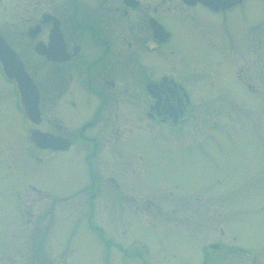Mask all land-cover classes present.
I'll return each instance as SVG.
<instances>
[{"label":"flooded vegetation","instance_id":"1","mask_svg":"<svg viewBox=\"0 0 264 264\" xmlns=\"http://www.w3.org/2000/svg\"><path fill=\"white\" fill-rule=\"evenodd\" d=\"M25 1L28 6L48 4L51 8L26 15H4L0 20V35L7 44L0 49L10 48L14 54L6 55L11 59L9 63L0 60V133L5 136L0 140V182L8 185L0 189V197L12 204L17 217L11 223L19 229L39 230L43 222L39 206L46 195L55 199L47 211L51 213H57L55 206L61 200H79L83 205L80 211L86 212L103 210L109 201H114L120 204L119 211L151 215L160 212L175 217L181 225L187 224L190 211L177 206L166 211L151 196L144 195L145 190L155 186L149 172L151 162L140 151L132 158L127 156L125 147L136 138L153 145L157 132L186 133L193 102L199 97L195 91H203L207 83L211 91L217 83L230 88V83L217 81L215 64L221 67L224 51L235 59L236 48H241L243 42L251 43V17L243 9L252 3L264 5V0ZM5 3L0 0V5ZM195 11L223 17L225 25L230 24L229 44L220 45V30L216 33L213 29V40L203 38L205 51L215 54L213 64L203 61L187 72L186 61L178 60L177 51L166 50L174 35L167 17L193 22L195 15L189 14ZM236 11L244 18L241 28L235 22ZM173 57L178 67L175 75L169 73L173 63L168 60ZM242 59V66L237 68L239 81L236 80L241 86L238 91L241 95L245 90L254 93L252 79L243 74L249 66L246 58ZM196 65L200 67L196 69ZM4 66L15 70L6 71ZM202 77L207 80L202 82ZM19 78H30L37 88L38 112L34 117L28 114ZM222 107L216 106L215 114L223 111ZM131 116L142 124L132 127L127 119ZM134 134L137 136L129 137ZM189 144L184 141L176 149L184 151ZM195 150L205 156L207 148ZM64 161L73 166L74 183L70 187H49L44 183V167ZM126 171L135 177L127 184ZM18 177L19 185H13ZM133 185L139 195L132 194ZM167 196L171 197L172 192ZM97 199L104 200L102 205L93 202ZM67 210L63 212L74 211ZM168 224L176 230L169 229ZM160 226L170 231L178 228L169 221ZM180 231L188 232L186 228ZM143 245L142 249L147 250ZM37 246L43 245L39 242ZM216 248H220L219 243L203 246L202 264H209ZM121 252L122 259L129 258L125 247ZM132 252V256L150 264L145 254L136 249ZM6 260L0 262L7 264ZM38 262L44 263V257Z\"/></svg>","mask_w":264,"mask_h":264},{"label":"rangeland","instance_id":"2","mask_svg":"<svg viewBox=\"0 0 264 264\" xmlns=\"http://www.w3.org/2000/svg\"><path fill=\"white\" fill-rule=\"evenodd\" d=\"M5 2L0 5V20H4V15H26L51 8L48 4L28 6L25 0ZM253 4L243 9L251 17L248 22L253 30L251 43L243 42L241 48H236L235 59L224 51L221 67L215 64L219 71L216 80L230 83V88L217 83L221 87L214 86L211 91L210 85L204 83L203 91H195L199 97L193 102L186 133L157 132L153 145L136 138L125 147L127 156L140 151L151 162L149 172L155 186L153 190H145L144 195L151 196L166 211L173 206L190 211L187 224L181 225L175 217L160 212L151 215L119 211L120 204L109 198L108 208L96 212L80 211L83 205L71 199L56 203L57 213H51L47 211L55 199L45 195L44 204L39 206L43 218L41 228L19 229L11 223L17 217L11 202L0 197V260L7 259V264H39L43 256L41 264H147L131 255L136 249L145 254L150 264H202L203 246L219 243L220 248L215 249L209 264H264V79H261L264 69L260 68L264 65V5ZM189 15H195L193 22L167 17L174 35L166 50L177 51L178 60L186 61L187 72L203 61L213 64L215 54L205 51L203 38L213 40V29L220 30V45H228L230 25L228 22L225 25L223 17L219 19L203 11ZM234 16L241 28L243 16L239 11ZM242 58L251 67L243 70V74L252 79L256 89L254 93L245 90L243 95L238 91L241 86L237 69L243 64ZM168 61L173 63L169 73L177 74L176 58ZM200 80L204 82L207 78ZM216 106L226 108L215 114ZM127 119L132 127L142 124L136 116ZM4 138L0 133V140ZM184 141L189 146L184 151L177 150V144ZM200 146L207 148L205 156L195 150ZM44 170V183L49 187L64 184L70 187L74 183L73 166L68 162L51 163ZM125 175V184L130 183L128 179L135 180L129 171ZM181 176L187 179H179ZM19 180L18 177L12 184L19 185ZM7 187L0 182V189ZM130 190L139 195L134 185ZM169 191L171 197L167 196ZM93 202L102 205L104 200ZM65 209L74 211L63 212ZM37 215L34 214V220ZM168 221L175 223L177 231L160 226ZM172 226L168 224L169 229L176 230ZM184 228L187 233L180 231ZM39 242L43 245L41 248L37 246ZM143 244L147 250L142 249ZM123 247L127 249V259L121 258Z\"/></svg>","mask_w":264,"mask_h":264},{"label":"water","instance_id":"3","mask_svg":"<svg viewBox=\"0 0 264 264\" xmlns=\"http://www.w3.org/2000/svg\"><path fill=\"white\" fill-rule=\"evenodd\" d=\"M222 1H230V0H222ZM232 1H234V0H232ZM5 45H7V44L4 42V39L0 35V46H5ZM8 54H13V52L11 51L10 48L8 50H5V51L0 49V59L2 60L3 63H5V62L9 63L11 61V59L6 58V55H8ZM8 63H7V65H10ZM4 67L6 70H8L10 72L12 70H15V68L12 66H9V67L4 66ZM19 81H20V83H19L20 91H21L22 97L24 98V102L26 103L28 114L30 117H34L35 113L37 114V112H38V108H37L38 91H37V88L30 78H28V80H26V78H25V80H23L22 78H19ZM215 246H217V245H215Z\"/></svg>","mask_w":264,"mask_h":264}]
</instances>
